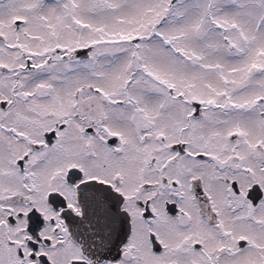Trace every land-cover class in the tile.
Wrapping results in <instances>:
<instances>
[{"label": "snow or ice", "instance_id": "obj_1", "mask_svg": "<svg viewBox=\"0 0 264 264\" xmlns=\"http://www.w3.org/2000/svg\"><path fill=\"white\" fill-rule=\"evenodd\" d=\"M0 264H264V0H0Z\"/></svg>", "mask_w": 264, "mask_h": 264}]
</instances>
